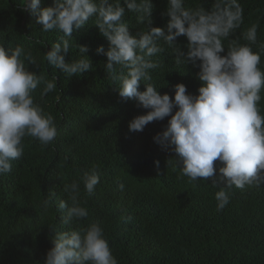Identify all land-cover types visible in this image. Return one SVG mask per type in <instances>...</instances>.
<instances>
[{
    "label": "trees",
    "instance_id": "1",
    "mask_svg": "<svg viewBox=\"0 0 264 264\" xmlns=\"http://www.w3.org/2000/svg\"><path fill=\"white\" fill-rule=\"evenodd\" d=\"M120 2L129 31L135 34L144 28L124 0ZM209 2L186 0L191 7L197 3L209 7ZM239 2L244 20L229 39L246 43L242 33L257 23V42L252 48L259 51L264 44V0ZM19 3L0 0V43L6 49L10 44L22 45L39 65L29 63V70L48 79L56 77L54 92L41 97L38 89L34 98L54 116L58 131L54 143L47 147L25 138L23 156L12 162L10 173L0 176V264H44L54 235L49 226L62 225L55 205L44 209L41 201L52 193L67 199L63 184L78 179L81 169L93 166L99 169L100 182L91 197L81 190L80 200L89 217L79 224H101L118 264H264V184L229 189L228 205L217 210L214 195L219 187L212 184L216 177L190 183L180 176L173 147L154 139L162 135L169 117L149 122L142 131L129 130V121L148 109L135 99L121 98L116 83L107 76V57L98 54L97 48L107 49L109 41L99 33L94 18L74 29L73 47L65 55L70 63L79 57L76 44L87 45L85 55L94 68L68 77L43 60L44 52L63 34L43 33L35 15L21 11ZM152 3L150 27L167 31L169 18L162 15L167 0ZM49 6H54V0H41V7ZM175 43L187 51L184 36L177 37ZM224 44L226 53L228 40ZM165 47V53L154 57L160 66L150 70L151 82L173 99L177 83H183L188 93L198 94L199 68L191 63L176 65L175 53ZM260 67L264 69V54ZM144 88L141 82L139 90ZM261 96L264 114V90ZM214 165L219 176L223 164L216 161ZM120 182L123 190L118 187Z\"/></svg>",
    "mask_w": 264,
    "mask_h": 264
},
{
    "label": "clouds",
    "instance_id": "2",
    "mask_svg": "<svg viewBox=\"0 0 264 264\" xmlns=\"http://www.w3.org/2000/svg\"><path fill=\"white\" fill-rule=\"evenodd\" d=\"M19 4L21 11L35 15L43 33L63 34L44 52L43 60L68 77L94 68L85 55L87 45L76 44L79 57L70 63L65 60L73 47L74 29L94 18L99 33L109 41L107 49L97 48L98 54L107 57V76L116 83L121 98L135 99L148 109L129 121V130L142 131L149 122L169 117L162 135L154 139L173 147L180 176L190 183L216 177L212 184L219 187L214 195L217 210L228 205L229 189L259 188L264 184V114L259 104L264 90V69L260 67L264 44L259 51L252 48L257 42V23L242 33L246 43L229 39L244 20L239 0H210L209 7L167 0L162 13L169 18L167 31L150 27L152 0H124L137 24L145 25L135 34L129 31L120 0H54V6L49 7H41V0H20ZM180 36L187 40V51L175 43ZM4 45L0 43V176L10 173L12 162L23 156L25 138L47 147L54 143L58 131L54 116L34 98L38 89L41 97L54 92L56 77L48 79L29 70V63L39 65L22 45L10 44L7 49ZM165 46L175 53L176 65L191 63L199 68L198 94L188 93L183 83H177L173 99L168 93L161 94L151 82L150 70L160 66L154 57L165 53ZM141 82L145 85L143 91L139 90ZM216 161L223 164L219 176ZM155 163L158 168L159 161ZM99 182L96 166L81 169L78 179L63 184L67 199L52 193L41 201L44 209L55 205L62 225L49 226L54 235L44 264H118L101 224H79L89 217L88 208L80 200L81 190L91 197ZM118 187L123 190L124 184L120 182Z\"/></svg>",
    "mask_w": 264,
    "mask_h": 264
}]
</instances>
